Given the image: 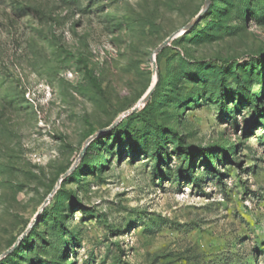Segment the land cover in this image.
I'll use <instances>...</instances> for the list:
<instances>
[{"label":"rangeland","instance_id":"374dc122","mask_svg":"<svg viewBox=\"0 0 264 264\" xmlns=\"http://www.w3.org/2000/svg\"><path fill=\"white\" fill-rule=\"evenodd\" d=\"M204 1L0 0V264H264V0H210L139 103Z\"/></svg>","mask_w":264,"mask_h":264},{"label":"water","instance_id":"95a60500","mask_svg":"<svg viewBox=\"0 0 264 264\" xmlns=\"http://www.w3.org/2000/svg\"><path fill=\"white\" fill-rule=\"evenodd\" d=\"M209 3H210V0H205L203 6H202V8H201V10L199 11V13L197 14V16H196L191 22H189L188 24H186L185 27H183L181 30H178V31L173 32L172 34H170L165 40H163V41H162V42H161V43L155 48V50L153 51V54H152V56H151V62H152L153 73H154V80L152 81V83H151V85L149 86V88H148V90L146 91V93H145V94L142 96V98L139 100V103H140V104H141V103H142V104H145V103L149 100V98H150V96H151V94H152V92H153V90H154V88H155V86H156V83H157V81H158V75H157L156 64H155V55H156L159 51H161L162 48H164L165 46L169 45L170 41H172L174 38H176L179 34H182V33L186 32L188 29H190L191 26H192L196 21H198V20L200 19L201 15H202L203 12L205 11V9L208 7ZM137 107H138V105H135L134 107H132L131 109H129L128 111H126V113H130V112L136 111V110H137ZM118 119H119V118H118ZM118 119H117L116 121H114L109 127H106V128H104V129H100V130L96 131L95 133H93V134L90 136V138L87 140V143H89V141H90L91 139H93L95 136H97L98 134H100L103 130H108V129L112 128V127L117 123ZM87 143H86V144H87ZM83 149H84V148H83ZM10 250H11V248L8 249V250H6V251L3 253V255L7 254Z\"/></svg>","mask_w":264,"mask_h":264},{"label":"trees","instance_id":"16d2710c","mask_svg":"<svg viewBox=\"0 0 264 264\" xmlns=\"http://www.w3.org/2000/svg\"><path fill=\"white\" fill-rule=\"evenodd\" d=\"M165 48H162L161 49V52L164 50ZM88 77H89V79H90V81H91V84H92V86L98 91V92H101L102 91V88H101V86H100V84L98 83V81L93 77V76H91V75H88ZM158 83H159V80L157 81V83H156V86L158 85ZM156 86H155V88H156ZM154 88V89H155ZM154 91V90H153ZM152 95H153V92H152V94H151V96H150V98L149 99H151V97H152ZM149 101V100H148ZM147 105H148V102H147V104L144 106V108H143V110L147 107ZM94 128L93 127H90V130H89V132H90V134L89 135H91L92 133H94ZM91 143V142H90ZM90 144H88V146H89ZM88 146H87V148H88Z\"/></svg>","mask_w":264,"mask_h":264}]
</instances>
